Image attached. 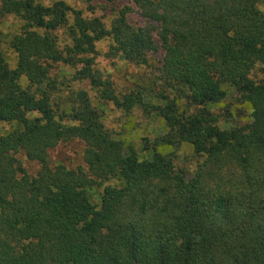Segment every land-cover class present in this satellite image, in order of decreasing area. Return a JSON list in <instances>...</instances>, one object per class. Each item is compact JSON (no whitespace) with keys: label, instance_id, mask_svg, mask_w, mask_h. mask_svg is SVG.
<instances>
[{"label":"trees","instance_id":"obj_1","mask_svg":"<svg viewBox=\"0 0 264 264\" xmlns=\"http://www.w3.org/2000/svg\"><path fill=\"white\" fill-rule=\"evenodd\" d=\"M130 2L108 29L63 1L0 0V23L23 22L14 69L0 48V123L15 125L0 135V264H264V0ZM105 38L110 57L157 66L158 88L117 94L96 67ZM58 64L103 102L164 121L150 158L114 140L88 96L69 109L53 99ZM225 86L248 123L223 127ZM75 140L85 167L51 166L50 150ZM185 145L199 160L191 176L174 163ZM19 153L39 164L35 176Z\"/></svg>","mask_w":264,"mask_h":264},{"label":"rangeland","instance_id":"obj_2","mask_svg":"<svg viewBox=\"0 0 264 264\" xmlns=\"http://www.w3.org/2000/svg\"><path fill=\"white\" fill-rule=\"evenodd\" d=\"M57 1H63L73 10H81L87 18L99 17L109 29L112 20L124 8L131 7L130 0H93L91 3L92 10L87 8L88 4L83 0H34L35 3L48 7ZM128 19L132 24L143 25V20L136 14L130 13ZM68 21H72L71 15ZM23 22L15 15L6 16L0 23L1 42L0 48L4 58L11 69L16 65V53L10 48L9 42L14 35L21 32ZM54 34L58 38V45L62 46L68 43L63 29L56 30ZM110 38H105L96 43L98 52L96 59V67L113 82L117 94H127L128 92H136L139 89L152 91L158 88L157 78L158 71L156 67H146L143 65L134 66L121 58H112L108 55L111 45ZM158 59H160L158 57ZM157 59L155 58V63ZM151 64H154L152 61ZM73 70L63 66L55 65L52 68V75L58 77V81L62 84L59 91L53 95V99L58 101L64 109H69L72 104H78L77 95L88 96L91 99V105L100 114V121L104 128L110 132L114 140L123 143L124 146L132 149L141 158H150V153L145 149L152 148L155 141L160 139L166 133L164 121L156 115H144L139 109L135 108L131 112L126 113L114 107L111 103H105L96 98L95 92L92 91L88 82H72ZM156 84V85H155ZM227 91V101L231 104L229 115L222 120L223 127H234L248 123V108L241 105L235 100V91L233 88L225 86ZM148 103L157 104L152 94L145 93ZM234 97V98H233ZM76 102V104L74 103ZM234 105V107L232 106ZM15 125L13 123L1 122L0 135L10 132ZM83 143L75 140L66 144H60L49 152V162L51 166L63 165L68 169H76L85 167L83 163ZM171 153V149L160 148V152ZM175 154L174 163L176 168L186 171L191 176L196 170L199 162L188 145L183 146ZM17 159L21 163L27 174L35 176L40 169L37 162L29 161L23 153L17 155ZM114 182H110L113 184ZM101 189H93L90 191V197L93 204H98L99 193Z\"/></svg>","mask_w":264,"mask_h":264}]
</instances>
